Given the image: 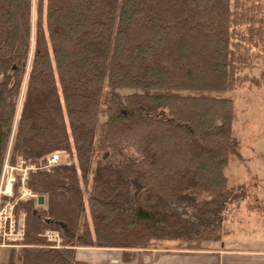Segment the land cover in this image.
I'll return each mask as SVG.
<instances>
[{"label": "trees", "instance_id": "trees-1", "mask_svg": "<svg viewBox=\"0 0 264 264\" xmlns=\"http://www.w3.org/2000/svg\"><path fill=\"white\" fill-rule=\"evenodd\" d=\"M260 56V0H0V174L8 155L74 158L29 172L45 203L21 204L25 236L5 264L220 242L246 198L227 174L243 159L227 92L262 86Z\"/></svg>", "mask_w": 264, "mask_h": 264}, {"label": "rangeland", "instance_id": "rangeland-1", "mask_svg": "<svg viewBox=\"0 0 264 264\" xmlns=\"http://www.w3.org/2000/svg\"><path fill=\"white\" fill-rule=\"evenodd\" d=\"M260 1L264 5V0ZM263 71L264 56H260L257 66L251 72L255 77H260V73ZM247 72L248 70H246ZM129 91L123 90L122 92ZM227 95L233 97L237 110L238 117L234 130L240 140V151L243 155L242 160L233 158L227 169V174L232 184H245L246 198L240 207L234 209L230 215L226 223L227 229L230 230L226 232L220 242L210 243V246L218 244L243 249H264V80L261 87L252 85L250 82H243L237 90L227 92ZM60 150L62 162H74L71 153L66 149ZM127 154L135 155L130 148L127 149ZM8 172L16 174L18 181L12 196H6L3 193L0 195L4 199L0 202V211L5 210L0 212V221L3 222L0 225L4 228H0V243L14 244L9 240V235L12 234L6 233L10 225L5 218L11 216L17 222L16 228H21V233L18 235L20 239L16 241L18 245L15 246V248H19L25 236L27 219L26 210L21 204L30 198L22 194L23 187L27 184L21 180L25 173L24 170L18 165L14 168L10 167ZM55 230L59 231L56 228H48L43 231V236L52 243L59 244L61 241L58 243L53 234ZM59 238H62L60 232ZM10 247V245H0V264L6 263ZM164 247L166 246L164 245Z\"/></svg>", "mask_w": 264, "mask_h": 264}, {"label": "crops", "instance_id": "crops-1", "mask_svg": "<svg viewBox=\"0 0 264 264\" xmlns=\"http://www.w3.org/2000/svg\"><path fill=\"white\" fill-rule=\"evenodd\" d=\"M79 260L97 264H264V249L214 245L204 250L174 247L135 249L130 261L123 259V249L78 247Z\"/></svg>", "mask_w": 264, "mask_h": 264}, {"label": "built area", "instance_id": "built-area-1", "mask_svg": "<svg viewBox=\"0 0 264 264\" xmlns=\"http://www.w3.org/2000/svg\"><path fill=\"white\" fill-rule=\"evenodd\" d=\"M59 163H64L61 161V150H55L49 154H47L46 156L42 157L40 159V161L38 162H31V163H26L25 160H23L21 157L18 158V163L16 165H12L9 162V155L6 157V161L3 167V170L1 172V185H0V195L1 193H3L6 196H12L14 194V189L15 186L17 184V176L14 173H9L8 169L10 167L14 168L16 166L19 165V167L24 170V175L21 177L22 182L27 183L28 180V176H29V172L31 170L35 171L37 169H45V170H49L52 167L58 165ZM66 163H70V162H66ZM24 196L28 197V198H35L36 200L38 199L39 195L34 193L26 184V186L23 187V193ZM4 199L1 198L0 196V202L3 201ZM5 210H2L0 212H3ZM3 219V217H2ZM6 222H9V230L6 231L7 234H12L11 236L9 235V240H11V242H16L18 241V239H20V237H18V235L21 233V228H16L15 225H17V222L15 220L14 217L9 216V218H5ZM3 222L0 221V224H2ZM1 229H4L3 226L0 225ZM18 230V231H17ZM53 234L55 235V240L59 243L61 241V239L59 238V231H53ZM52 236V235H51ZM0 245H8V244H1Z\"/></svg>", "mask_w": 264, "mask_h": 264}, {"label": "water", "instance_id": "water-1", "mask_svg": "<svg viewBox=\"0 0 264 264\" xmlns=\"http://www.w3.org/2000/svg\"><path fill=\"white\" fill-rule=\"evenodd\" d=\"M38 204H44L45 203V196H43V195H40L39 197H38Z\"/></svg>", "mask_w": 264, "mask_h": 264}, {"label": "bare ground", "instance_id": "bare-ground-1", "mask_svg": "<svg viewBox=\"0 0 264 264\" xmlns=\"http://www.w3.org/2000/svg\"><path fill=\"white\" fill-rule=\"evenodd\" d=\"M5 163V162H4ZM45 233V232H44Z\"/></svg>", "mask_w": 264, "mask_h": 264}]
</instances>
